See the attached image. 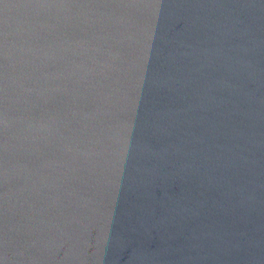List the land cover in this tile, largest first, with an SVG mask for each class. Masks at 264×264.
Here are the masks:
<instances>
[{
    "label": "water",
    "instance_id": "95a60500",
    "mask_svg": "<svg viewBox=\"0 0 264 264\" xmlns=\"http://www.w3.org/2000/svg\"><path fill=\"white\" fill-rule=\"evenodd\" d=\"M0 264H264V0H0Z\"/></svg>",
    "mask_w": 264,
    "mask_h": 264
}]
</instances>
